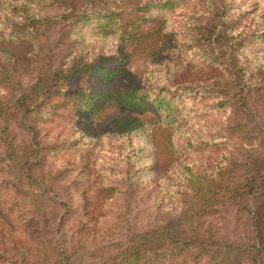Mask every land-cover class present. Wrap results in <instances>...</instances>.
Segmentation results:
<instances>
[{"label": "rangeland", "instance_id": "374dc122", "mask_svg": "<svg viewBox=\"0 0 264 264\" xmlns=\"http://www.w3.org/2000/svg\"><path fill=\"white\" fill-rule=\"evenodd\" d=\"M163 1L31 0L63 21H0V264H264V0L147 7ZM94 11L138 34L162 28V54L102 30ZM74 60L136 73L121 86L170 87L175 155L157 149L151 112L122 136L115 107L75 110L72 92L51 100L57 115L29 110L37 82ZM81 77L67 89L106 86Z\"/></svg>", "mask_w": 264, "mask_h": 264}, {"label": "trees", "instance_id": "16d2710c", "mask_svg": "<svg viewBox=\"0 0 264 264\" xmlns=\"http://www.w3.org/2000/svg\"><path fill=\"white\" fill-rule=\"evenodd\" d=\"M176 0H165L163 2L153 3L147 5V7L162 6L166 7L173 5ZM31 0L24 1H13L10 5L13 9L8 11L5 7H0V21L5 22L4 20L19 22L21 19L16 15L17 12L22 16V19L26 21V24L31 27L38 23L53 21H63L65 13L55 14L52 17H37L30 12ZM92 14L98 15L105 19L108 18L107 25H103L102 30L114 29V31H120V41L121 42H138L145 40V38H150V41L157 45L156 48L152 44L154 49L155 56H160L162 54V38L164 37L163 29L153 28L149 29L147 32L138 34L134 32V28L137 26L133 25L132 27H123V25L115 20L116 22L109 21V15H115L114 11L110 13L103 14L102 11H94ZM153 18V17H152ZM114 21V20H113ZM145 42V41H144ZM161 46V48H160ZM127 54L129 52L125 51L124 48L120 49V59H124L125 56L128 58ZM154 56V58H156ZM130 69V68H128ZM55 74L52 77L44 79V81H38L35 89L31 90L32 93L29 95L30 98L35 102L31 110H42L44 109L47 116H54L60 113V107L58 104H50L51 100L59 95L65 96L67 93H70L69 100H71V105L75 106V110L81 111L84 106L86 108H91L95 111L97 108H101L103 104L105 106L109 105L110 107H115L114 111L117 116H115L114 122L116 126L122 129L120 133L122 136H127L132 133L133 130L144 126V120L139 119L141 114L145 112L153 113L152 123L154 125H160L158 128V134L162 137L160 145L157 147L159 152H163L168 156L175 155V152L178 151L177 144V130L181 131L182 126L177 124L179 120V110L177 112L173 111V105L176 107L177 98L173 94L168 86L151 85L149 87H143L141 83L129 84L128 86H121L119 83V77H126L128 75L135 78L136 73L126 70L122 67H112L109 65L103 64L102 62H77L74 60L71 63V66L65 69L64 67H57ZM95 73V75L100 76L102 80L106 83V86L100 87L98 91L90 90V87H79L76 90L72 91L69 88L68 83L73 81H82V74L84 73ZM140 73V72H139ZM118 75V76H117ZM144 85V83H143ZM69 95V94H68ZM25 100H22V103H25ZM73 100V101H72ZM50 104V106H49ZM49 106V111L47 108ZM91 106V107H90ZM30 107V106H29ZM88 109V110H91ZM3 114V108L0 105V115ZM32 133L36 132L31 130ZM182 132V131H181ZM35 136V135H34ZM187 139V137H185ZM190 141V139H187ZM168 153V154H167ZM26 174L29 175L28 169ZM264 179V178H262ZM248 180V178L246 179ZM171 228V227H170ZM257 238H261L259 232L255 231ZM262 243H255L251 248V251L254 253H259V249ZM127 255V254H126ZM131 257V256H130ZM128 257V258H130ZM257 261L262 262L263 259L261 255L255 257ZM131 259V258H130ZM130 259H126L129 261Z\"/></svg>", "mask_w": 264, "mask_h": 264}]
</instances>
